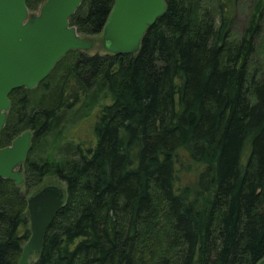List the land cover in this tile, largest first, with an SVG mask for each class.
<instances>
[{"label": "trees", "instance_id": "obj_1", "mask_svg": "<svg viewBox=\"0 0 264 264\" xmlns=\"http://www.w3.org/2000/svg\"><path fill=\"white\" fill-rule=\"evenodd\" d=\"M164 3L138 52L70 49L36 87L9 93L0 148L32 137L23 183L0 177V264H18L27 200L49 173L65 184L64 205L30 264L263 259L264 73L253 56L263 0L238 40L232 1L214 13L203 0ZM113 4L83 0L70 24L100 34ZM85 119L91 136L81 139Z\"/></svg>", "mask_w": 264, "mask_h": 264}, {"label": "water", "instance_id": "obj_2", "mask_svg": "<svg viewBox=\"0 0 264 264\" xmlns=\"http://www.w3.org/2000/svg\"><path fill=\"white\" fill-rule=\"evenodd\" d=\"M83 0H45L29 16L26 0H0V133L10 107L8 95L17 87L32 89L70 49L88 50L92 42L80 36L70 16ZM102 31V45L111 53H136L142 36L165 11L164 0H114ZM31 131L18 134L0 148V177L23 183L21 165L31 148ZM65 191L46 185L28 198L31 234L22 247L18 264H30L40 253L44 234L64 205ZM258 264H264V257Z\"/></svg>", "mask_w": 264, "mask_h": 264}, {"label": "rangeland", "instance_id": "obj_3", "mask_svg": "<svg viewBox=\"0 0 264 264\" xmlns=\"http://www.w3.org/2000/svg\"><path fill=\"white\" fill-rule=\"evenodd\" d=\"M204 1V5H207L208 8L212 10L217 9L218 8V0H203ZM226 1H232V11H233V16L231 19V37L232 39H239L242 36V32L244 31L245 27L248 25V21L249 18L252 14V12L254 11V6L257 2V0H226ZM262 15L261 18L259 20V28H260V35L256 38L255 40V44L257 46V49L254 53V59L257 61L258 63V67H260V71L261 73H264V0H263V5H262ZM39 11V9L34 10L35 13H37ZM33 11H29V16L31 14L34 13ZM213 12V11H212ZM214 13V12H213ZM82 37H84L83 35H80ZM86 39L90 40L92 42V47L88 50H83V52H86L88 54H94L95 52H100V53H104L103 51V45H102V33L100 34H96L93 36H85ZM253 59V60H254ZM90 124L91 121L90 120H83V122L80 124L81 126L79 128H77L75 133H78V135L80 136L81 139H85L86 137H90L91 136V132H90ZM31 131V130H30ZM73 135V134H72ZM54 145L52 144V147ZM43 149H35L34 151V156L36 158H40L41 156H44L45 153H43L42 151ZM61 151H59V154ZM57 153H55V155H59ZM22 170V169H21ZM23 173V170H22ZM57 185L60 188H62L65 191V184L60 181V179H58L54 173H49L48 175H46L43 178V182L42 184L39 186V189H41L43 186L46 185ZM22 189L24 190L25 188L22 187ZM32 190L31 192L33 193ZM35 259V255H33L29 261H34Z\"/></svg>", "mask_w": 264, "mask_h": 264}]
</instances>
